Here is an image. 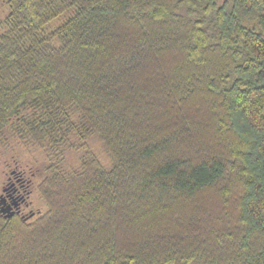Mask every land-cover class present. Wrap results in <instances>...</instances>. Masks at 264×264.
<instances>
[{"label":"trees","instance_id":"trees-1","mask_svg":"<svg viewBox=\"0 0 264 264\" xmlns=\"http://www.w3.org/2000/svg\"><path fill=\"white\" fill-rule=\"evenodd\" d=\"M7 128L0 264H264V0H0Z\"/></svg>","mask_w":264,"mask_h":264},{"label":"rangeland","instance_id":"rangeland-1","mask_svg":"<svg viewBox=\"0 0 264 264\" xmlns=\"http://www.w3.org/2000/svg\"><path fill=\"white\" fill-rule=\"evenodd\" d=\"M93 148L106 162L99 142H93ZM70 156H74V154L70 153ZM46 164L47 157L41 147L20 140L11 128L0 132V197L3 196L2 199L10 200L14 208L16 206L27 207V200L32 201V207L35 210L44 211L45 204L40 199L36 188L43 178ZM25 169L28 173L25 172ZM29 172L34 174L32 178L33 192L26 194L25 191L30 180ZM2 199L0 198V201ZM29 209L32 208L29 207Z\"/></svg>","mask_w":264,"mask_h":264},{"label":"water","instance_id":"water-1","mask_svg":"<svg viewBox=\"0 0 264 264\" xmlns=\"http://www.w3.org/2000/svg\"><path fill=\"white\" fill-rule=\"evenodd\" d=\"M0 207H1L0 208L1 212H3L6 215V217L10 218L14 215L15 211L13 210V208H14L13 205H11V204L5 205V201L2 200V201H0Z\"/></svg>","mask_w":264,"mask_h":264},{"label":"flooded vegetation","instance_id":"flooded-vegetation-1","mask_svg":"<svg viewBox=\"0 0 264 264\" xmlns=\"http://www.w3.org/2000/svg\"><path fill=\"white\" fill-rule=\"evenodd\" d=\"M2 200H4L5 201V204L7 203V204H9V202L4 198V199H2ZM17 208H19V210H21V207L20 206H17Z\"/></svg>","mask_w":264,"mask_h":264}]
</instances>
